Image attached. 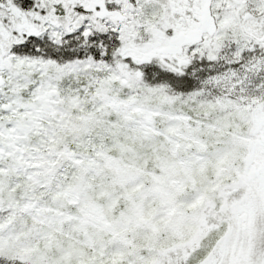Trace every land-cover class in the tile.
Returning <instances> with one entry per match:
<instances>
[{"label": "snow or ice", "instance_id": "obj_1", "mask_svg": "<svg viewBox=\"0 0 264 264\" xmlns=\"http://www.w3.org/2000/svg\"><path fill=\"white\" fill-rule=\"evenodd\" d=\"M0 264H264V0H0Z\"/></svg>", "mask_w": 264, "mask_h": 264}]
</instances>
